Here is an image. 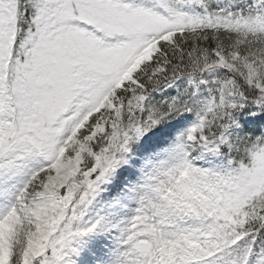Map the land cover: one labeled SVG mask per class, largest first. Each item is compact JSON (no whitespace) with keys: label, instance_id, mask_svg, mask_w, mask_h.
I'll use <instances>...</instances> for the list:
<instances>
[{"label":"snow or ice","instance_id":"snow-or-ice-1","mask_svg":"<svg viewBox=\"0 0 264 264\" xmlns=\"http://www.w3.org/2000/svg\"><path fill=\"white\" fill-rule=\"evenodd\" d=\"M100 232L113 264H264V0H0V264Z\"/></svg>","mask_w":264,"mask_h":264},{"label":"rangeland","instance_id":"rangeland-1","mask_svg":"<svg viewBox=\"0 0 264 264\" xmlns=\"http://www.w3.org/2000/svg\"><path fill=\"white\" fill-rule=\"evenodd\" d=\"M126 172L120 173L121 176L126 175ZM115 181L105 185V191L97 198L91 211L88 212L85 219L94 217L99 209H101L111 197L115 195ZM110 191H114L113 193ZM134 204H128L127 207L117 208L110 219L113 223L125 220L132 215ZM115 233L100 232L76 245L77 252L69 253L68 261L70 264H84L87 260L88 264H113L118 251V245L115 240Z\"/></svg>","mask_w":264,"mask_h":264},{"label":"bare ground","instance_id":"bare-ground-1","mask_svg":"<svg viewBox=\"0 0 264 264\" xmlns=\"http://www.w3.org/2000/svg\"><path fill=\"white\" fill-rule=\"evenodd\" d=\"M110 192H112V193H113L114 191H110Z\"/></svg>","mask_w":264,"mask_h":264}]
</instances>
